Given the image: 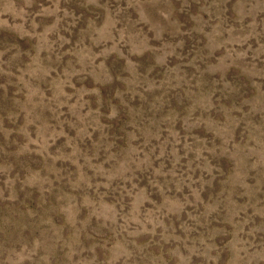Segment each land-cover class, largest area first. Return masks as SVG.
Wrapping results in <instances>:
<instances>
[{"label":"rangeland","instance_id":"374dc122","mask_svg":"<svg viewBox=\"0 0 264 264\" xmlns=\"http://www.w3.org/2000/svg\"><path fill=\"white\" fill-rule=\"evenodd\" d=\"M0 264H264V0H0Z\"/></svg>","mask_w":264,"mask_h":264}]
</instances>
